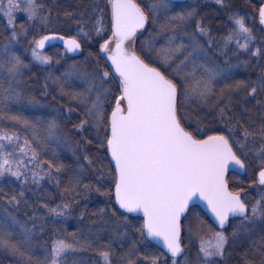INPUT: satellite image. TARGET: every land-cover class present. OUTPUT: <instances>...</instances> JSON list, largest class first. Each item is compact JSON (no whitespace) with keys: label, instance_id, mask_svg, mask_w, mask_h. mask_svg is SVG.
Wrapping results in <instances>:
<instances>
[{"label":"snow or ice","instance_id":"6c2138e0","mask_svg":"<svg viewBox=\"0 0 264 264\" xmlns=\"http://www.w3.org/2000/svg\"><path fill=\"white\" fill-rule=\"evenodd\" d=\"M215 2L221 7L226 6V0ZM42 8L37 0H0V12L13 28L9 40L17 38L13 22L17 11H23L29 21L46 23L48 17L42 14ZM169 8L168 0L146 6L137 0H106L104 7L98 9L101 16L93 24L92 31L103 40L99 51L105 54L111 66L107 67L106 63L105 70L100 72L76 73L87 85L83 90L65 92L61 85L62 95L68 97L69 111L76 107L82 110V118L75 125L77 131L94 130L95 143L105 150L107 176L112 186L101 194L113 208L118 206L122 210L120 216L125 221L128 219L125 213L142 214V222L135 229L139 236L120 256V264H160L161 256L165 254L172 258L171 264H178L177 258L184 254V228L199 239L197 258L192 264H221L229 252V245L237 241L246 244L239 264H264V70L255 80L237 79L231 69L239 65H229L228 59L220 64L210 56L213 51L224 55L235 41L234 54L243 53L256 58L259 63L264 61V47H250L255 39L252 30L246 25L245 17L234 13L228 18L232 30L222 37V47L214 49L215 37L203 18L197 19L198 12L192 8L181 10L160 25L157 35L163 34L165 42L159 48L150 40L142 44L138 55L137 33L145 28L149 14L155 21L161 10ZM256 11L259 23L264 25V4ZM105 15L109 16L107 30ZM80 31L84 32L83 29ZM55 39L63 40L69 52L81 48L76 38L45 35L34 41L33 58L49 63V58L38 54L36 49H43L46 41ZM241 39L244 43H240ZM7 51L8 45H5L6 54ZM242 63L247 65L249 60ZM22 67L26 65L16 55L0 61V71L7 74L4 83L8 86L3 87L0 83L3 92L0 104L5 109L4 101L19 99L11 81L16 80ZM241 95L242 100L238 99ZM251 101L256 102L253 109L259 115L258 123L252 109L247 107H244L249 113L246 122L243 117L235 118L233 104L245 106ZM193 102L215 114L223 128L209 125L192 129L186 110ZM4 118L0 116V119ZM6 118L31 128L34 140L41 139L37 128L39 121L32 122L19 115ZM57 129L55 120L47 121L44 138L56 136ZM19 140L16 133L0 130V142H4L0 143V177L10 175L27 184L28 175L22 170V165L27 166L23 157H27L36 167L46 163L49 171L45 174L51 179L54 164L42 161L27 138L23 146ZM88 142L93 141L89 138ZM16 149L21 158H16ZM76 158L78 168L70 177L69 185L64 187L63 195L78 202L75 198L81 195L80 185L87 190L92 188L83 181L89 169H93L94 160L87 153ZM253 163H258L251 180L257 186L259 198L249 203L241 197L240 191L229 189L226 177L229 171L237 169L247 172ZM63 168V164H55L56 172ZM93 170L104 174V169ZM42 178L36 172L31 173L33 183H39ZM96 190L100 191L99 188ZM4 195L8 196L7 193ZM23 196L22 190L18 195L13 193L8 204H19ZM198 202H202L219 230L200 218L196 211ZM42 207L54 218L67 219L72 211L71 203L67 201L55 207L48 204ZM104 211H100L101 219ZM112 215L116 216V212ZM35 216L34 212L32 218ZM120 216H117L118 220ZM236 220L238 223L232 224L231 232L226 234V226ZM17 225L19 221L14 216H0V250L20 257L27 254L31 260L32 230L20 225L22 237L17 239ZM256 226H259V235ZM59 231L66 232V229ZM114 233L119 236V229H114ZM100 239L98 233L81 237L79 231L58 236L37 264H68L65 259L68 254L87 250H94L99 257L95 264H115L111 242L100 244ZM153 241L162 246L164 253L149 254L148 248ZM94 245H97L95 249ZM138 245H144V248ZM139 252H143L142 258L134 261L132 257ZM71 264H77V261L73 260ZM184 264L189 261L185 259Z\"/></svg>","mask_w":264,"mask_h":264},{"label":"trees","instance_id":"16d2710c","mask_svg":"<svg viewBox=\"0 0 264 264\" xmlns=\"http://www.w3.org/2000/svg\"><path fill=\"white\" fill-rule=\"evenodd\" d=\"M156 1L137 0L142 6L151 5ZM200 1H205V4L203 6L200 5L202 12H198L197 19L203 18L204 22L208 23L207 26L213 31V37H215L218 43L222 44L223 42L222 37L225 31L223 20L228 19L234 13H238L240 16L246 18V25L251 28L252 35H255L257 38V47H264V28L256 23V9L264 1L226 0L225 7L218 5L215 0ZM37 2L43 5L41 12L44 16L48 17L47 22L44 23L40 20L29 21L23 11H17L13 15L17 38L13 41L9 40V37L13 34V28L9 25L7 17L3 16L2 12H0V61L10 59L12 55H16L26 65V67H22L21 73L16 77V80L11 81V86L19 93V99L4 101L7 104L6 109L3 108V104H0V116H5L4 119H0V130L7 131L9 134L16 133L20 137L19 143L21 146H23L24 139L27 138L31 148L37 151L39 158L42 161L53 163L54 167L51 172L52 178L50 179L45 174L49 171L46 163H41L39 167H36L34 162L28 161L27 157H23L27 166L22 165V170L28 175L27 184L17 181L15 177L10 175L0 177V216L8 214L14 216L19 221V225L15 229L17 233L15 238L17 239L22 237L23 231H21L20 225L32 230L31 249L35 246L50 249L52 240L58 236H66L67 233L79 231L81 237L98 233L101 237L100 244L111 242L114 252L112 258L115 264H120V256L127 252V245L129 246L132 240L139 236V233L135 229L139 226L140 221L130 218L125 221L123 216H120L116 207L113 208L112 203L109 202L106 196L101 194L107 192L109 187L112 186L111 179L107 176V160L103 155L105 150L99 148L95 143L94 130L87 132L77 131L75 125L80 119L79 112L76 110H68L67 112V107H65L63 110L60 108L56 110V113L49 120L46 113L44 118L41 117V114H44L41 111V106L48 104L47 110L53 111L51 110V108L53 109L52 105L59 107L57 104L59 99L54 91H52L53 93L48 91L49 93L46 94L45 82L47 80H44L45 77L42 79L40 76L43 75L38 74V72L47 65L35 60L32 55V50L35 48L34 41L45 35L56 34L67 38H76L82 46V54L77 58H70L64 55L65 61H81L83 57H86V67L99 71L105 70L106 62L99 51V44L103 43V40L92 31V28L95 21L101 16L98 9L104 7L106 0H37ZM103 19L105 30H107L109 16L105 15ZM21 25L24 26L23 30L21 29ZM80 29H83L84 32H81ZM228 29L230 31V28ZM149 30L150 28L148 27L146 32ZM85 32L88 33L87 36L84 35ZM145 33L137 40L136 49L138 55L141 52V44L146 40L144 38ZM5 45H8L7 54L5 53ZM52 52L57 53L56 61H59L62 49L58 46H53L47 49L44 54L48 55ZM44 54L41 56L44 57ZM231 54L232 56L234 55L233 51ZM107 67H109L108 64ZM261 72L260 68L257 67L256 69L254 66H251L247 70L234 73V76L237 79L255 80ZM6 75V73L0 71V83L3 84V87L8 86L7 83H4ZM43 95L46 97H43ZM2 98L3 92L0 90V100ZM238 99L242 100L243 96L241 95ZM59 101L62 103L61 100ZM255 103V101H251L245 106L233 104L235 118L243 117L246 122L249 113L244 111V107H247L248 109H252V115L258 123L259 115L253 109ZM35 105L38 106L34 108ZM11 115H19L32 122L39 121L40 123L37 124V128L40 130L39 135L41 139L34 140L31 128H25L6 118V116ZM47 120H55L59 129L56 136L50 139L44 138V130H42L44 126L41 122L46 123ZM201 122L202 128L222 123L221 121L219 122L217 117L215 119H205ZM40 125L41 128L39 127ZM89 138L93 141L92 143L88 142ZM84 153H87L94 160L93 169H104V174L101 175L96 170L89 169L83 183L92 185V188L91 190H87L81 184L79 187L81 195L75 198L78 201L75 202L71 196L63 195V189L69 185L70 177L78 168L79 162L76 157L81 156L82 158ZM16 158H21L19 149H16ZM56 163L64 165V168L60 172L55 171ZM32 172H36L38 177H43L39 179V183L32 182ZM237 178L238 182L239 180L246 181L247 179L246 176ZM97 188L100 191H97ZM21 190L24 192V196L20 197V203L9 205L8 199L10 196L13 193L18 195ZM112 190L114 192V187ZM5 193L8 194L7 197H5ZM65 201L70 202L72 208L67 219L54 218L42 207L44 204L55 207L57 204ZM101 209L105 210L102 219L100 216ZM114 211L116 212V216L112 215ZM34 212L36 213L35 219L32 218ZM81 216L83 219H81ZM117 216H120L119 220ZM62 228L66 229V232H60L59 230ZM114 229H119V236L114 233ZM186 231L185 228L183 244L187 241ZM125 232H127L126 236L124 235ZM96 246L94 245L93 249ZM138 246L144 247V245ZM158 252L152 249L149 251V254H158ZM142 256L143 252H139L132 259L137 261ZM27 258V254L24 257H20L0 250V264H33L34 261L30 263L24 260L22 263L18 260ZM162 258L167 259L164 255ZM65 259L68 264H71L73 260L77 261V264H95L99 257L94 250H87L70 253ZM34 263H37V261ZM145 264H148V262H145Z\"/></svg>","mask_w":264,"mask_h":264},{"label":"rangeland","instance_id":"374dc122","mask_svg":"<svg viewBox=\"0 0 264 264\" xmlns=\"http://www.w3.org/2000/svg\"><path fill=\"white\" fill-rule=\"evenodd\" d=\"M261 1H264V0H261ZM158 2H159V0H157L154 3H158ZM204 2L205 1H200V0H189L188 3L183 4V5H174V4L169 3L170 8L167 10H161L157 14L155 21H153L151 15L146 12L147 14H149V20H148L147 24H148V27L150 28V30L147 32L145 31L146 33H145L144 38H146V40L143 41L142 44H144L147 41L152 40L155 42L156 48H159L161 46V44H163L165 42L163 34L157 35V33L159 32L160 25L168 22L170 17L176 15L181 10H191L192 8H195L197 10V12H202L201 11L202 8L200 7V5L203 6V4H205ZM197 3H199V4H197ZM262 4H264V2ZM258 21H259V19H258V13H257L256 14V23L257 24H259ZM172 23L175 24L176 22L173 21ZM223 23H224V30H225L224 35H225L227 32H230L232 30L233 26H232L231 22L229 21V19H224ZM206 24H208V23H206ZM228 28H230V31ZM188 30L191 31L192 30L191 27H189ZM178 31H180V30H178ZM210 33L213 36V31L211 29H210ZM180 34L183 35V32L180 31ZM253 37L255 39H254V42L252 44H250V47L255 49V48H257V45H256V43H257L256 39L257 38L255 35H253ZM240 43H244V40L241 39ZM136 44H137V42H136ZM142 44H141V46H142ZM222 45H223V42L221 44V43H218L216 41V44L213 47L215 49V48L222 47ZM235 48H236V44H235V41H233V43L230 44L228 46V48L225 50L224 55H220V54L216 53L215 51L210 53L211 59L216 61L217 63H220V64H223L224 60L228 59L229 65H233V66L239 65L238 67H232L231 71L233 74L237 73L241 70H247L251 66H254L256 69L258 67V68H260V70H264V61H260L259 63H257L256 58L248 57L243 53H241L239 56H237L236 54H234L232 56L231 52ZM136 51H137V49H136ZM39 54L42 55V54H44V52L39 53ZM80 54H82V51ZM151 54L154 55V52ZM64 55L65 54L62 51V53L59 56L60 57L59 61H56L57 53L52 52V53H49L48 55L44 54V57L49 58V63L46 64L47 66L44 69H41L38 72V74L40 73L41 75H43V76H40L42 79H43V77H45L44 80H47L45 82L46 94H48L49 92L53 93L52 91H54L55 95L63 103L62 104L58 100L57 104L59 107L52 105L53 109L51 108V110H53V111L47 110L48 104H45V106H43V105L41 106V111L44 113V114H41V117L44 118V115L46 113L48 120L53 116L54 113H56V110H58L59 108L63 110L65 107H67L66 111L68 112V110H69L68 97L65 95H62L61 85L63 86L65 92H70V91H74V90L80 91V90H83L84 88H86L87 85L84 84V82L80 79L79 75H77L76 73L83 74L85 71L100 72L97 69H90V68L86 67V65H85L87 63V62H85L87 60L86 57H83V59L81 61H78V60L77 61H65ZM102 57H103L104 61L106 62L105 57L104 56H102ZM245 59L249 60V63L247 65L242 63V61H244ZM65 73H72V75L68 76V75H65ZM43 97H46V96L43 95ZM37 106L38 105H35L34 108ZM75 110L77 112H79V117L82 118L81 108L76 107ZM186 111H187V114L189 116V124H190V127L192 129H195L198 126L202 128V122L201 121H203L205 119H215L216 118L215 114L210 112L208 108L198 106L194 102L189 105V107L187 108ZM191 120H193V121H191ZM219 122H220V120H219ZM41 123L44 126V128L42 130H45L46 123H44L43 121ZM39 127L41 128V125ZM215 127L223 128V124L218 123ZM203 128H205V127H203ZM58 132H59V129L57 130V133ZM257 167H258V164H256V163L252 164V168L246 172V178H247L246 181L239 180V182H238L237 177H239V176L235 177V175H231L227 178L229 181V189L231 191H240L241 197L242 198L245 197V199L249 203H254L255 200L259 198V192L257 191V186L254 185L252 183V180H251V177L253 175V171ZM241 189H242V191H241ZM199 215H200V218L205 220L207 224H210L209 221H207V219L203 215H201V214H199ZM189 222H191V218H190ZM234 223H238V220L233 221L230 224V226L226 230V234L231 232L232 224H234ZM258 229H259V226H256L257 235H259ZM186 230H187V228H186ZM21 231H23V229ZM186 238H187L186 243L182 244L183 248H184V254H183V257H181L180 259H177L178 264H184L185 259H187L189 261V264H192V262H194L197 258V252H198V248H199V239H197L195 235H190L188 230L186 231ZM129 247H131V244H129V246L127 245V249H129ZM137 247L141 248L143 246H141V247L137 246ZM152 249L154 250L155 248L149 246L148 250L150 251ZM46 250H47L46 247L35 246L33 249H30V253L32 256L31 260H29L28 258L27 259H18V260L22 263L24 262V260H26V262H30V263H32V261L36 262L38 260H42L45 257V255L47 254ZM245 250H246V244H241L239 241H237L235 244H230L229 245V252L226 253L225 259L221 262V264H239V262L241 260V256L245 252ZM156 252H158V251L156 250ZM158 254H160V253L158 252ZM171 260L172 259L168 260V258L163 259L161 256L160 264H171ZM34 262H33V264H37Z\"/></svg>","mask_w":264,"mask_h":264},{"label":"water","instance_id":"95a60500","mask_svg":"<svg viewBox=\"0 0 264 264\" xmlns=\"http://www.w3.org/2000/svg\"><path fill=\"white\" fill-rule=\"evenodd\" d=\"M187 1H188V0H168L169 3H173V4H182V3H186ZM259 24H260V23H259ZM146 25H147V24H146ZM146 25H145V28H146ZM260 26L264 28V25H261V24H260ZM145 28L139 30L138 33L143 32V31L145 30ZM47 36H56V37H59V35H47ZM65 39H70V38H65ZM54 45H58V46H60V47L64 50V52H65L68 56H70V57H77V56L80 54V52H81V48H80L79 50H77V51L69 52V51L67 50V48L65 47L64 41H63V40H60V39H55V40H49V41H46V42H45V46H44V48H43V49H38V51L42 52V51H44L45 49H47L48 47H50V46H54ZM102 54H104V53H102ZM106 58H107V57H106ZM109 62H110V61H109ZM110 64H111V62H110ZM232 173H233V174H236V175H239V176H244V175H245V172H242V171H240L239 169H237V170H234V171H229L228 174H227V176H228L229 174H232ZM197 207H199V208L202 210V212L204 213V215H205L206 217H208V218L211 220V222L213 223V225L217 228V226H216L215 223H214L213 218L211 217V214L207 212V210H206V208L204 207V205L202 204V202H198V203H197ZM116 208H117L118 211L122 212V210H119V209H118V206H116ZM124 215L129 216V217H131V218H136V219H141V220H142V214H127V213H125ZM226 227H227V226H226ZM151 245H153L155 248H157V249L160 250L162 253H164L165 250L162 248L161 245H158L155 241L151 242ZM165 255H166L167 257L171 258L170 255H167V254H165ZM178 258H180V257H178ZM171 259H172V258H171Z\"/></svg>","mask_w":264,"mask_h":264},{"label":"flooded vegetation","instance_id":"af4514ba","mask_svg":"<svg viewBox=\"0 0 264 264\" xmlns=\"http://www.w3.org/2000/svg\"><path fill=\"white\" fill-rule=\"evenodd\" d=\"M233 175H234V174H233ZM245 176H246V174H245ZM245 176H243V177H245ZM228 177H229V176H227V178H228ZM244 199H245V197H244ZM196 209H197V212H198L199 214L203 215L205 218L208 219L207 221H209V223L212 225L213 228H215L216 230H219L218 228H216V227L213 225V223L211 222V220H210L208 217H206V216L204 215V213L202 212V210H201L199 207H196ZM184 230H185V228L182 230V239H183V237H184ZM226 230H227V227H226Z\"/></svg>","mask_w":264,"mask_h":264}]
</instances>
